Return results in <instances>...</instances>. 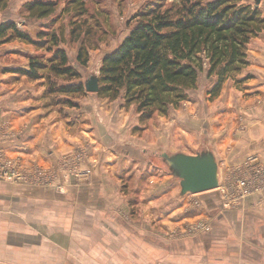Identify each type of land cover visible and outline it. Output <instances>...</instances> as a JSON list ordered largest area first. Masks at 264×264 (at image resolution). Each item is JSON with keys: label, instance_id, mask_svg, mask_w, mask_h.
Segmentation results:
<instances>
[{"label": "rangeland", "instance_id": "374dc122", "mask_svg": "<svg viewBox=\"0 0 264 264\" xmlns=\"http://www.w3.org/2000/svg\"><path fill=\"white\" fill-rule=\"evenodd\" d=\"M30 1L33 0H0V25L14 22L20 31L30 34L33 39H36L40 31L55 34L58 47L66 52L70 67L79 73L83 84L90 77L99 75L102 58L113 51L136 26L142 11L155 5L162 7V10L180 6L179 0H51L56 4L55 13L46 19L36 20L30 18L22 9ZM241 2L255 7V0ZM258 9L264 17V0H260ZM52 43L48 42L43 47L32 46L20 40H10L9 33L0 40V181L9 185L52 188L65 194L69 186L94 179L93 174L99 170V177H94L118 182L121 194L127 199L128 213L132 215L150 210L154 190L156 186L157 189L160 187L157 179L170 176L168 166L160 158L161 154L195 155L209 151L213 155L216 153L218 159L219 187L211 192L187 194L183 197L180 196L179 180L171 176L169 185L164 189L170 191L174 185V194H168L167 199L158 206V211L183 208L182 212L185 211L187 217L191 218L185 222L186 226L183 224V229L191 232L190 235L209 232L215 227L246 230L252 228V223L247 225V210L245 214L238 215L235 208L241 206L247 198L264 193V162L254 155L251 150L253 139L249 140L247 136L254 125V107L259 105V100L264 99V92H260V88L264 87V33L258 34L247 45V68L235 78L226 80L218 95L210 94L216 78L207 76L205 63L203 71L199 72L196 87L188 92L186 101L170 108L166 115L155 114L146 121L139 119L135 105L124 106L121 98L112 101L86 91L78 96L48 97L46 77L32 81L14 72L16 69H28L29 58L32 56H40L43 61L50 58L56 48ZM50 45L53 46L51 52L48 51ZM81 48L87 58L85 66L77 61ZM44 73L48 75L47 72ZM51 79L59 85L65 82L62 80L65 78ZM10 84L31 85L30 87L43 91L46 111L61 118L62 132L69 133L72 138L77 135L86 138L81 134L82 123L89 122L92 128V122H97L102 131L95 141L100 143L98 146L101 148L95 150L98 148L95 147L96 142L88 139H66L62 142V151L54 149L55 141H52L47 150L40 147L39 141L36 143L27 134L33 127L38 130L36 123L24 122L15 125L10 119ZM67 98L77 105H55L59 99ZM107 101L112 104L107 106ZM119 111H125L126 118L134 123L136 121V126L131 124L132 129H128L127 133L125 128L119 129V141L124 143L131 141V136H137L136 142L139 147L144 148V153L140 151L141 148L131 151L124 149L118 142L113 143L104 126L100 124L97 117L99 114L107 126L109 124L108 128L112 127ZM88 115L90 118H87ZM230 131L232 134L229 137ZM124 134L128 136L123 138ZM113 135L116 137L118 134ZM236 143L240 144L237 149L239 151L236 150ZM263 144L264 139L260 146ZM48 150H56L55 153L52 152L53 157L51 151L48 154ZM125 157L127 161L123 162ZM244 179L250 183V188L246 187L251 191L250 194L233 200L242 193L239 181ZM7 213L9 212L0 211V264H10V235L3 230L7 228ZM219 219L225 225L219 224ZM143 222L149 226L151 221ZM200 227L203 230L198 229ZM173 231V238L180 236L178 234L181 230ZM210 250L209 245L208 251ZM163 253L167 254V250ZM208 253L205 263L203 260L200 263L194 260L183 262L231 264L232 260L227 258L231 254L234 256L230 247L219 252L212 249ZM12 256L15 260L19 259L16 253H12ZM220 256L223 259H216Z\"/></svg>", "mask_w": 264, "mask_h": 264}, {"label": "crops", "instance_id": "0c3cea01", "mask_svg": "<svg viewBox=\"0 0 264 264\" xmlns=\"http://www.w3.org/2000/svg\"><path fill=\"white\" fill-rule=\"evenodd\" d=\"M30 86L10 84V119L15 125L36 123L38 130L33 127L27 134L36 143L39 141L40 147L47 150L55 141L54 149L62 151V142L66 139L96 142L102 131L97 122H92V128L89 122L82 123L81 134L86 138L82 135L72 138L69 133L62 132L61 118L46 111L43 91ZM260 92H264V87ZM111 104L107 101V106ZM120 112L110 128L100 114L97 117L113 143L118 142L131 151L141 148L144 153V148L136 142L137 136H131V141L124 143L119 141V129L125 128L127 133L132 129L131 124L136 126V121L126 118L125 111ZM252 120L254 125L247 136L249 140L253 139L251 150L254 155L264 162V144L260 146L264 139V99L254 107ZM232 131L228 133L229 137ZM126 136L128 134L123 138ZM99 144L96 142L95 147L98 148L95 150L101 148ZM239 148L240 144L236 143V150ZM50 151L53 157L52 152L55 151ZM126 157L123 162L127 161ZM214 157L218 162L216 153ZM95 175L99 177V170ZM95 175L90 181L69 186L65 194L52 188L9 185L0 181V211L9 212L5 215L7 228L3 230L10 235V264H184L185 260L199 263L203 260L205 263L208 252L212 249L219 252L226 247L234 253L227 258L232 260L231 264L244 261L247 264H264V193L247 198L235 208L238 215L245 214L247 210V225L252 223V228L215 227L209 232L190 235L191 232L183 229V224L186 226L185 222L191 220L185 211L182 212L183 208L158 211V206L174 194V185L170 191L164 189L169 185L171 173L164 179H157L160 187L157 189L156 186L154 190L150 210L132 215L128 213L127 199L121 194L118 182ZM143 221L151 222L146 226L148 223ZM219 221L225 225L223 220ZM173 229L181 230L180 236L173 238ZM164 247L167 254L163 253L166 252ZM12 253H16L19 259L15 260ZM216 259L221 260L223 256Z\"/></svg>", "mask_w": 264, "mask_h": 264}, {"label": "trees", "instance_id": "16d2710c", "mask_svg": "<svg viewBox=\"0 0 264 264\" xmlns=\"http://www.w3.org/2000/svg\"><path fill=\"white\" fill-rule=\"evenodd\" d=\"M179 1L180 6L175 9L162 10L155 5L142 11L136 26L101 61L96 95L112 101L121 98L124 106L135 105L141 121L155 114L164 116L170 108L186 101L205 63L207 76L216 78L210 94L218 95L226 80L247 68V45L264 33L260 10L242 4V0ZM22 9L30 18L42 20L55 13L56 4L51 0H33ZM8 33L10 40L39 47L53 42L56 47L50 58L43 61L40 56H32L29 68L16 69L15 73L32 81L46 77L48 97L85 94L81 76L70 67L55 34L40 31L33 39L11 21L0 25V40ZM77 61L81 66L87 63L83 48ZM51 77L65 78V82L59 85ZM62 103L77 105L68 98L59 99L55 105Z\"/></svg>", "mask_w": 264, "mask_h": 264}, {"label": "water", "instance_id": "95a60500", "mask_svg": "<svg viewBox=\"0 0 264 264\" xmlns=\"http://www.w3.org/2000/svg\"><path fill=\"white\" fill-rule=\"evenodd\" d=\"M259 4L260 0H255L256 8ZM84 88L87 93H97L98 76L85 81ZM160 158L168 166L171 175L179 180L181 196L203 194L219 187L218 164L209 151L195 155L163 153Z\"/></svg>", "mask_w": 264, "mask_h": 264}, {"label": "built area", "instance_id": "2783aa9c", "mask_svg": "<svg viewBox=\"0 0 264 264\" xmlns=\"http://www.w3.org/2000/svg\"><path fill=\"white\" fill-rule=\"evenodd\" d=\"M245 180V179H244ZM239 181L240 182V188H242L243 189V191H242V193L240 194H238L237 196L238 197H235L233 200H237V199H242V198H244V197H247L249 194H250V190H248L246 187H248V188H250V183H249V181L248 180H245V181ZM251 187L253 188V186L251 185ZM233 202H235V201H233ZM232 202V203H233ZM203 226H205V224H203ZM198 229H202V227H200V228H198ZM203 230V229H202Z\"/></svg>", "mask_w": 264, "mask_h": 264}, {"label": "bare ground", "instance_id": "6f19581e", "mask_svg": "<svg viewBox=\"0 0 264 264\" xmlns=\"http://www.w3.org/2000/svg\"><path fill=\"white\" fill-rule=\"evenodd\" d=\"M162 155V154H161Z\"/></svg>", "mask_w": 264, "mask_h": 264}]
</instances>
